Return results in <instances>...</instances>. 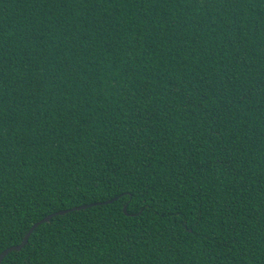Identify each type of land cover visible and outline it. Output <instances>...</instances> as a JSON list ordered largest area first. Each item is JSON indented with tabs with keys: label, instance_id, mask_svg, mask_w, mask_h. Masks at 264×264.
<instances>
[{
	"label": "trees",
	"instance_id": "obj_1",
	"mask_svg": "<svg viewBox=\"0 0 264 264\" xmlns=\"http://www.w3.org/2000/svg\"><path fill=\"white\" fill-rule=\"evenodd\" d=\"M95 202L0 264H264V0H0V253Z\"/></svg>",
	"mask_w": 264,
	"mask_h": 264
},
{
	"label": "water",
	"instance_id": "obj_2",
	"mask_svg": "<svg viewBox=\"0 0 264 264\" xmlns=\"http://www.w3.org/2000/svg\"><path fill=\"white\" fill-rule=\"evenodd\" d=\"M107 202H111V200H109V201H104V203H107ZM95 204H97V203H96V202H95V203H88V204H82V205H79V206H74V207H72V208H68V209H61V210H58V211L53 212V213H51V214H48V215H46L45 217H43L42 219L36 221V222L30 227V229H29L28 232L25 234V236L23 237V240H22L20 243H18V244H14V245H11V246L5 248V249L0 253V263L2 262V260L4 259V257H5L9 252H11V251H13V250H20L21 248H23V247L27 244V242H28V240H29L31 234H32L33 231H34V229H35L36 227H38L41 223H44V222L49 221L53 216H55V215H57V214H65V213H67V212H69V211H71V210H76V209H81V208H87V207L92 206V205H95ZM124 210L127 212V205L124 206Z\"/></svg>",
	"mask_w": 264,
	"mask_h": 264
}]
</instances>
